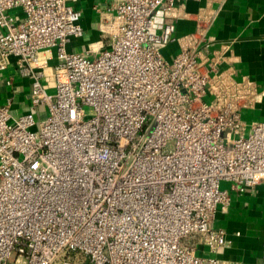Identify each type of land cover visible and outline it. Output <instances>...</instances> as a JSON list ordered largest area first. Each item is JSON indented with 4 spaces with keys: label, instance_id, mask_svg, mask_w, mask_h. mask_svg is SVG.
I'll list each match as a JSON object with an SVG mask.
<instances>
[{
    "label": "built area",
    "instance_id": "1",
    "mask_svg": "<svg viewBox=\"0 0 264 264\" xmlns=\"http://www.w3.org/2000/svg\"><path fill=\"white\" fill-rule=\"evenodd\" d=\"M76 1L0 0V70L17 60L33 109L0 105V264H227L217 214L264 183L256 85L211 75L203 26L165 58L189 0H115L109 45L70 52Z\"/></svg>",
    "mask_w": 264,
    "mask_h": 264
},
{
    "label": "crops",
    "instance_id": "2",
    "mask_svg": "<svg viewBox=\"0 0 264 264\" xmlns=\"http://www.w3.org/2000/svg\"><path fill=\"white\" fill-rule=\"evenodd\" d=\"M114 3L115 0H77L74 3L82 13L84 35L68 46L70 52L86 53L109 45L104 25L112 18ZM208 9L217 10L218 14L211 23L204 24ZM14 13L20 15V11ZM181 14L176 22L174 41L163 50L165 58L172 60L180 50V39L203 26L206 43L199 49L200 61L211 75L227 74L235 81L254 83L259 96L252 108L243 111V120L264 122V0H224L222 5L212 0H189L182 5ZM40 58L49 65L56 63L53 51L42 52ZM16 65L17 60L11 57L7 68L0 70V105H9L14 118L33 110L31 81L18 74ZM43 117L44 113L37 115L38 120ZM222 183L224 189H229V183ZM214 227L224 229L231 242L217 257L227 264L263 262L264 183L244 194L232 193L228 212L217 214ZM198 254L211 256L204 246L199 247Z\"/></svg>",
    "mask_w": 264,
    "mask_h": 264
},
{
    "label": "rangeland",
    "instance_id": "3",
    "mask_svg": "<svg viewBox=\"0 0 264 264\" xmlns=\"http://www.w3.org/2000/svg\"><path fill=\"white\" fill-rule=\"evenodd\" d=\"M48 72H50V71H48ZM52 84H53V82L51 81V85H52ZM53 92H54V91H50V93H53ZM249 124H250V123H249ZM249 128H250V127L247 128V132L250 131ZM168 149H169V150H172V149H173V144H172V143L169 144ZM221 188L224 189V185H223V183L221 184ZM10 264H13V263H10Z\"/></svg>",
    "mask_w": 264,
    "mask_h": 264
}]
</instances>
